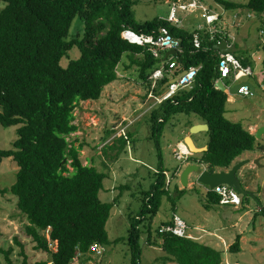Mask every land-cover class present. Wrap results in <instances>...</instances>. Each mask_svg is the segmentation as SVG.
<instances>
[{"label":"trees","instance_id":"1","mask_svg":"<svg viewBox=\"0 0 264 264\" xmlns=\"http://www.w3.org/2000/svg\"><path fill=\"white\" fill-rule=\"evenodd\" d=\"M139 1L0 0L4 4L0 9V125H19L12 146L0 148V163L9 157L17 162V179L10 187H0V193L17 196L18 209L28 221L26 233L36 242V248L50 253L53 264H73L79 251L86 260L92 244L110 242L107 222L120 196L109 202L102 200L100 193L108 172L99 170L94 162L85 164L81 157L84 145H77L70 138L79 130L76 107L81 101L98 100L105 87L119 78L118 67L125 55L131 64L137 65L140 77L149 87L151 75L163 67L156 94L162 93L164 85L184 70L197 68L189 86L151 110L154 137L160 138L164 124L175 115H196L210 126L206 131L208 149L191 158L207 164L210 170L230 168L244 152L257 149L256 135L241 121L227 116L229 95L216 86L221 77V50L216 44L229 37L216 33L212 38L207 28L200 29L199 24L205 20L200 13L195 14L197 18L190 24L159 16L139 21L134 10ZM218 1L227 9L243 8L255 15L264 14V0ZM76 18L84 22L81 37H71ZM163 28L180 44L162 50L159 55L154 54L149 44L132 42L123 36L125 30H132L157 37ZM196 33L200 46L195 45ZM235 44L239 49L233 53L243 65L253 67L251 56L239 55L251 49ZM74 47L79 49L80 56L71 57L63 65L62 59ZM172 49L175 52L167 55ZM262 49L264 52V43ZM130 136L133 138L132 133L120 136L123 147ZM157 146L162 157L158 140ZM166 171L157 169L155 182L143 192L139 212L130 216L126 239L131 264H141L142 243L160 247L164 260L179 264H222L221 249L193 237L160 230L163 225H174V217L154 227L163 199L176 200L167 188ZM177 171L173 176H177ZM207 187L203 205L211 209L220 203L221 196ZM248 197L243 196L244 207ZM261 212L264 213V206ZM46 229L49 238L42 233ZM51 242L55 249H51ZM12 250L5 251L8 264H14L10 257ZM231 250H241L240 234ZM23 264H28L26 257Z\"/></svg>","mask_w":264,"mask_h":264},{"label":"rangeland","instance_id":"2","mask_svg":"<svg viewBox=\"0 0 264 264\" xmlns=\"http://www.w3.org/2000/svg\"><path fill=\"white\" fill-rule=\"evenodd\" d=\"M190 0H140L134 5L135 15L139 21L152 19L156 16L177 19L178 23L184 20V15L200 13L201 11L190 8H182L173 15L175 7L180 3ZM207 11L214 14L215 20L207 24L212 31L227 34L230 44L238 43L240 47L249 44L251 52L244 50L239 55L251 56L254 60L253 72L240 79L257 84L255 94L228 93L236 97L235 103L228 101L229 105H237L239 113L227 116L237 119L240 115L246 121L261 122L264 120V14L255 15L253 11L239 8L227 9L218 0H197ZM246 3L249 0H230ZM4 6L0 4V9ZM192 15V14H191ZM202 15V14H201ZM208 19V17H207ZM210 19V18H209ZM212 22V21H211ZM201 23L199 27H204ZM194 30V29H193ZM84 31V22L76 18L71 28V37H81ZM228 42V40H227ZM169 46V45H166ZM251 53V54H250ZM69 56L62 59L63 65H67L71 57L80 56V51L74 47L69 51ZM238 55L235 54V58ZM241 63V62H240ZM173 71H171L172 73ZM119 78L108 84L102 96L98 100L81 101L75 109L76 120L79 130L72 134L71 140L76 144H83L81 157L85 164L94 162L99 170L108 172L110 165L115 164L118 169L116 179H105L104 184L115 183V191L103 190V201H113L120 196L111 210L107 222V230L110 242L106 245L102 256H97L100 264H131V250L127 242L130 227V216L139 212L143 203V192L149 190L157 177V169H166L167 188H170L176 197L175 202L164 198L159 212L154 219V227L158 228L162 222L173 219L174 214L180 215L191 227L198 222H203V217L210 218L209 227L219 229L223 240L212 238L215 247L223 251L222 264H264V148L246 151L237 157L233 165L241 161L245 164L239 170L243 185L253 195H249L248 203L244 207L243 194H240L241 204L219 203L207 209L203 205L206 201L208 188L197 182L196 175L192 174L189 184L184 187L180 177L176 178V169H183L188 163L197 162L191 157L200 153L192 154L188 151L184 141L177 145L179 140H185L186 134L190 133V122L201 120L196 115L177 114L164 124L160 136L152 135V122L150 112L156 106L158 98L162 95L151 93V87L140 77V71L135 64H131L128 55H125L118 67ZM164 73L153 74L152 84L159 85V78ZM157 76V77H155ZM174 79V78H172ZM171 79V80H172ZM235 73L223 78L228 87L238 83ZM167 82L164 88L172 81ZM241 82V81H240ZM189 86V85H188ZM165 90V92H167ZM164 94V93H163ZM19 125L4 127L0 125V148H9L18 137ZM133 134L128 143L123 147L124 141L121 135ZM198 144L208 140L206 132L193 134ZM157 140L160 142L162 157L159 155ZM262 139L256 137V145ZM181 148V149H180ZM258 159V163L255 161ZM205 167L207 164L203 163ZM232 165V166H233ZM109 168V169H108ZM231 168V167H230ZM19 166L12 158H5L0 163V187H10L17 179ZM178 172V171H177ZM109 174V173H108ZM176 188L183 189L179 191ZM110 189V188H109ZM258 197L259 200L256 198ZM28 221L22 215L17 206V196L11 192L0 193V264H8L6 252L12 248L10 254L14 264H23L27 258L28 264H39L47 261L53 264L51 255L43 249L36 248V242L26 233ZM226 226V227H223ZM204 228V227H201ZM47 238L50 237L49 229L43 230ZM223 233V235H222ZM238 234L241 238V250H231ZM145 239V237H144ZM216 239V240H215ZM219 241V244L216 243ZM144 242V241H143ZM208 243V244H209ZM141 264H172L164 260V253L158 246H149L142 243ZM146 244V245H145ZM51 249H55L51 242ZM91 257V256H90ZM165 261V262H164ZM236 262V263H234ZM75 264V263H73Z\"/></svg>","mask_w":264,"mask_h":264},{"label":"built area","instance_id":"3","mask_svg":"<svg viewBox=\"0 0 264 264\" xmlns=\"http://www.w3.org/2000/svg\"><path fill=\"white\" fill-rule=\"evenodd\" d=\"M185 7L190 8V9L200 8L198 10L201 11L202 17H204V19H205L202 22V23H204L205 26L204 27L198 26L200 29L207 28V24L209 25V24L213 23L215 20L214 14L211 13L210 11H207V9L203 5H201V3L198 2L197 0H190L187 3H180L178 7L174 8V11H173L174 17H175V15H177L176 11L178 12L179 10H182V8H185ZM194 12H196V11H194ZM207 17H208V19H207ZM168 19L171 21L177 22L176 18L175 19L174 18L173 19L168 18ZM207 29L211 33L212 38L214 37V35L216 33L221 34L220 32L212 31L209 28H207ZM225 35H227V34H225ZM123 36L125 38H128L132 42H137L140 44H149L150 49L153 50L155 55H159L160 52L164 49L176 48L180 44V41L178 39H176L175 37H173L168 32V30L165 28L162 29L161 33L157 37H154L153 35H150V34H138L132 30H125L123 32ZM227 40H228V45H229L230 44V38L229 39H226V38L220 39L217 42V44L221 43L222 41H227ZM194 41H195L196 46L201 45V40H200L198 33L195 34ZM166 45H169V46H166ZM219 55H220L219 69L221 72L220 78L223 79L224 77L229 76L232 72H234L235 73V79L237 80L243 76L250 75L253 72V68L250 65L245 66V65H243L242 61L239 58H237V57L235 58V53L220 51ZM170 66L172 68L175 67V62L172 61L170 63ZM188 71H195V73H196L197 68L193 67ZM159 73H164L163 67L160 69H157L153 74H159ZM194 75L192 77H189V78H187L186 76L180 77L177 80L172 81L167 86V89H168L167 92H165V90H167V89H165L162 93L156 94L155 89L157 88V86L154 83L152 84L150 91L152 94H155V96L162 95L161 98H158L159 101H157V103H160L163 100L167 99L168 97L173 96L179 89H181L183 87H187L188 85H190L192 80H193ZM179 76H180V74L177 77H179ZM155 77H157V76H155ZM150 78H152V77H150ZM157 79H158V77H157ZM240 81H243V79L242 80L240 79ZM240 81H238V82H240ZM239 93H243L245 95L255 94V92L252 91V89L246 84L242 85L239 88ZM167 185H169V182L167 183ZM212 191L218 193L221 196V198H220L221 203H232V204H239L240 203L241 204V200H240V196H239L241 193H239L234 187H232L229 184H226V183L219 184V185L213 187ZM160 230L161 231H173L174 233L181 235V236L193 237L188 232L189 224L181 216H179L177 214L174 216V225H171V224L163 225L160 228ZM55 248H56V245H55ZM104 251H105L104 245H102L100 243H94L90 246V250L87 254V255H89V258H87L86 260H83L85 255L81 251H79L73 263H75V264H100L99 260H97L96 257L102 256Z\"/></svg>","mask_w":264,"mask_h":264},{"label":"water","instance_id":"4","mask_svg":"<svg viewBox=\"0 0 264 264\" xmlns=\"http://www.w3.org/2000/svg\"><path fill=\"white\" fill-rule=\"evenodd\" d=\"M216 47L221 51L225 52H235L239 48L236 44L229 46L227 41H222L221 43L216 44ZM175 52V50H170L167 55ZM195 74V71L184 70L179 77H175L171 81L177 80L180 77L186 76L187 78L192 77ZM248 85L252 91H256V87L250 81H241L235 83L233 86L228 87L222 78H219L216 81V86L219 89L226 91L227 93H239V88L242 85ZM210 128L207 122L195 123L191 126L189 135L186 136L184 143L188 148V151L192 154L201 153L208 149V145L198 146L193 138V134L199 132H206ZM264 133V125L260 126L259 129L255 132L257 138H260ZM258 163V160L255 161ZM245 164V161L236 163L231 168H222L217 167L214 170H210L208 167H205L203 163L197 161L192 162L186 165L180 173V182L186 187L189 184L190 177L192 174L196 175L197 182L203 184L204 186H209L211 188L226 183L234 187L239 193L246 195H253V192L249 191L242 183V178L239 175V170L242 165Z\"/></svg>","mask_w":264,"mask_h":264},{"label":"crops","instance_id":"5","mask_svg":"<svg viewBox=\"0 0 264 264\" xmlns=\"http://www.w3.org/2000/svg\"><path fill=\"white\" fill-rule=\"evenodd\" d=\"M192 14V15H191ZM189 13V14H186V15H184V20H185V22H187V23H189L190 24V21L191 20H196L195 18H197L196 16H195V13ZM198 14V13H197ZM249 44L247 43V45H245V48H248V49H250L251 47L250 46H248ZM235 100H236V97L233 95V94H230L229 95V98H228V101H230V102H234L235 103ZM228 108V110H227V114H233V115H235V114H238L239 113V108H238V106L237 105H229V107H227ZM233 115H232V117H233ZM232 120H234V121H241L243 124H244V126L246 127V128H248L252 133H254L255 134V132L259 129V127L260 126H262V125H264V120H261V122H257V121H254V122H251V121H246V119H244L241 115H240V117H237V119H234V118H232ZM199 122H203V121H201V120H197L196 122H194L193 124H195V123H199ZM192 124V125H193ZM186 135H189V133H187ZM194 138V137H193ZM261 139H262V141L261 142H259L258 143V145L259 146H257V150L259 149V147L261 146V145H263L264 144V133L262 134V136H261ZM194 140H195V142H196V144L198 145V146H205V145H207V143H208V140H206L205 141V143H203V144H198V142L196 141V139L194 138ZM184 140H179L178 142H177V145L180 147V143H182ZM181 149V148H180ZM258 160V159H257ZM191 163V162H190ZM189 164V163H188ZM187 164V165H188ZM264 165V164H263ZM110 168H111V170H109L108 171V176H107V178L106 179H108V178H110V177H112L113 178V180H115L116 179V175H115V173H116V171L118 170L117 168H116V166H115V164H111L110 165ZM184 168V167H183ZM109 169V168H108ZM181 171H182V169L180 170V172L178 171V173H177V176H176V178L179 176L180 177V173H181ZM239 175H240V177L242 178V176H241V173H239ZM243 179V178H242ZM116 185L117 184H115L114 182L113 183H111V184H109V185H105L104 186V188L102 189V191L103 190H105L104 192L105 193H107V191H111V192H113V191H115V188H116ZM110 188V189H109ZM206 188H208L207 186H206ZM102 191H101V193H100V196L102 195ZM210 218H212V217H208V215H205L204 217H203V222H198L195 226H194V228L193 227H191L192 225H191V223H188L189 224V230H188V232H189V234L191 235V236H193L194 238H196V239H199L200 241H203V242H205V243H209V242H213V240H212V238H217V240L218 239H221V240H223L224 239V237L223 236H221V232H218L219 231V229H217V228H214V230H211L209 227H207L208 225H210ZM201 227H204V228H201ZM223 227H226V226H223ZM222 235H223V233H222ZM243 236L244 235H242V240L244 239L243 238ZM216 240V239H215ZM214 243V242H213ZM216 243L217 244H219V241H216ZM209 244H211V245H213L214 246V244H212V243H209ZM215 247V246H214ZM242 247V246H241ZM160 248V247H159ZM217 248V247H216ZM170 263H172V264H179V263H177V262H174V261H169ZM234 263H236V262H234Z\"/></svg>","mask_w":264,"mask_h":264}]
</instances>
